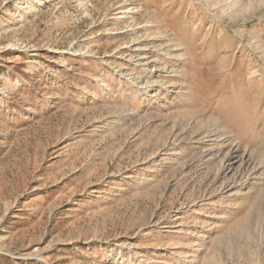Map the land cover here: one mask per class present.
I'll use <instances>...</instances> for the list:
<instances>
[{
	"label": "rangeland",
	"instance_id": "obj_1",
	"mask_svg": "<svg viewBox=\"0 0 264 264\" xmlns=\"http://www.w3.org/2000/svg\"><path fill=\"white\" fill-rule=\"evenodd\" d=\"M0 264H264V0H0Z\"/></svg>",
	"mask_w": 264,
	"mask_h": 264
},
{
	"label": "bare ground",
	"instance_id": "obj_2",
	"mask_svg": "<svg viewBox=\"0 0 264 264\" xmlns=\"http://www.w3.org/2000/svg\"><path fill=\"white\" fill-rule=\"evenodd\" d=\"M39 65V64H38ZM38 68H40V67H38ZM37 68V69H38ZM100 88L99 87H97V90H96V92H95V95H97L98 94V90H99ZM205 211V210H204ZM205 215V213H202L201 215H200V217H203ZM167 226V225H166ZM164 226H161V228H163ZM160 232H163V230L161 229L160 230Z\"/></svg>",
	"mask_w": 264,
	"mask_h": 264
}]
</instances>
